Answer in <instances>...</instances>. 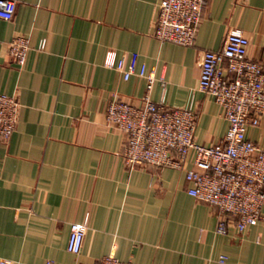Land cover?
I'll return each mask as SVG.
<instances>
[{"label":"crops","instance_id":"obj_1","mask_svg":"<svg viewBox=\"0 0 264 264\" xmlns=\"http://www.w3.org/2000/svg\"><path fill=\"white\" fill-rule=\"evenodd\" d=\"M8 1L16 6L0 19V95L20 108L0 143V261L98 264L112 254L130 264H264V225L217 234L214 210L187 195L191 165L128 167L125 135L105 117L114 99L139 106L153 77L151 102L179 108L193 97L196 141L219 144L227 125L196 90L201 55L237 29L264 66V0H206L192 47L155 39L160 0ZM17 37L30 46L21 67L9 55ZM246 138L264 148V118ZM85 221L81 253L71 255L70 226Z\"/></svg>","mask_w":264,"mask_h":264},{"label":"built area","instance_id":"obj_2","mask_svg":"<svg viewBox=\"0 0 264 264\" xmlns=\"http://www.w3.org/2000/svg\"><path fill=\"white\" fill-rule=\"evenodd\" d=\"M206 5V0H160L155 39L192 47ZM15 6L13 1L0 0V19L10 21ZM248 46L242 32L231 29L219 51L201 55L196 90L210 97L227 125L219 144L204 146L196 141L193 97L179 108L166 107L164 99L151 102L153 77L148 78L139 106L114 99L105 110L107 122L125 135L123 156L128 167L183 170L185 164L191 165L185 171V180L191 185L187 195L214 210L215 232L220 235L230 229L241 235L250 227L264 225V148L246 138L247 129L258 127L264 118V66L248 57ZM44 48L41 42L38 50ZM29 50L26 37L9 43V55L20 67ZM19 108L16 97L0 95V143H6L15 132ZM86 230V221L70 226L69 254L81 253ZM219 262L225 263L223 258ZM0 264L11 263L3 260ZM98 264L130 263L110 254Z\"/></svg>","mask_w":264,"mask_h":264}]
</instances>
